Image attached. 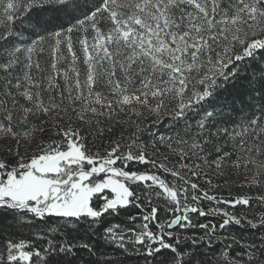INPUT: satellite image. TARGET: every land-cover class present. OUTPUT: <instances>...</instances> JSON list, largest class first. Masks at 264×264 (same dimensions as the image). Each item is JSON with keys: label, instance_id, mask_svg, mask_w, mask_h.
Here are the masks:
<instances>
[{"label": "snow or ice", "instance_id": "1", "mask_svg": "<svg viewBox=\"0 0 264 264\" xmlns=\"http://www.w3.org/2000/svg\"><path fill=\"white\" fill-rule=\"evenodd\" d=\"M165 118L169 134L144 139ZM9 138L0 215L52 238H6L0 264H78L99 247L116 256L103 264H264V0H0ZM204 167L253 194L210 195ZM121 214L131 226L111 224ZM230 226L249 238L221 250ZM82 228L95 244L61 239Z\"/></svg>", "mask_w": 264, "mask_h": 264}, {"label": "trees", "instance_id": "2", "mask_svg": "<svg viewBox=\"0 0 264 264\" xmlns=\"http://www.w3.org/2000/svg\"><path fill=\"white\" fill-rule=\"evenodd\" d=\"M46 59L47 57L42 58V64L45 63ZM80 67L83 68L82 65H80ZM246 83H247L246 81L237 82V89L243 90V86ZM65 127H67V124H65ZM166 134H169V124L167 123V120L165 118L164 120H162L161 123H158L151 128L150 134L145 133L144 139L150 140V136H159V135H166ZM43 138L45 139V142H47V139H48L47 136ZM8 146H15V141H12L9 138L7 143L0 145V154H2L4 152V149ZM163 150L164 149H162V151ZM231 171L233 170H226L225 175L220 176L217 174V172L214 169L204 167V172L207 174V178L211 179L212 186L206 184L204 177H199V178H194V179L198 180L201 187L207 189L210 195H217L218 197H221V198H226L229 192H231L233 196L240 195V194L252 195L253 193L248 192L247 189L239 187L244 177L230 175L229 172ZM248 175L250 176L251 174L249 173ZM224 180H227L229 182L228 186H224V183H223ZM215 185H221V186L217 188V187H214ZM201 203L204 206L205 210H207V207L210 205L211 202L204 200ZM220 207H223L229 211H236L239 209V206H237V209H229L225 205H220ZM132 211L133 213H135L139 210L133 209ZM253 211H264V208L253 209ZM108 219L111 222V224L122 223L124 226H131V222L126 220V217L124 214H121L119 218L109 217ZM221 219H222L221 216L212 215V214L208 216H204V217H197V220L200 223H210V224H218L221 221ZM37 225L40 229H45L46 231V227L43 224V222L37 221ZM50 226H56L55 220L50 222ZM150 227H152V225H150ZM37 230L38 229L36 227L21 226L17 222L13 221L11 218L0 215V251H3V245H4L6 238L13 239V240H19V239L31 240L34 242L33 246L35 248L43 249L44 247L47 246L46 239L52 238V234H47L45 239H38ZM180 231H185V230L181 229ZM185 234H189V233L185 232ZM222 235L223 237H227V239H224L222 243H220L219 247L221 248V250H223L224 244L231 243L232 236L236 237L238 241L241 240V237H243V240H247L249 238L248 232L246 229L237 228L235 226H230L229 229L226 232H223ZM73 237L76 238L74 242H78V243L88 242L89 239H91V241L94 244L96 242V237H91L90 234H86L83 228L81 229L79 233L72 232L66 237H61V239L67 238L71 240ZM233 247H235V245ZM217 255L219 256V253H217ZM77 256L81 258L78 264H95L96 261H100L101 264H103V261L107 258H113V259L116 258L115 253L111 251L108 247H99L98 251L96 252L94 256H89L87 250L80 249L77 252ZM121 259H125V258L121 257ZM39 260L40 258L34 257L35 264H39ZM125 264H145V261L139 257L132 256L125 260Z\"/></svg>", "mask_w": 264, "mask_h": 264}, {"label": "rangeland", "instance_id": "3", "mask_svg": "<svg viewBox=\"0 0 264 264\" xmlns=\"http://www.w3.org/2000/svg\"><path fill=\"white\" fill-rule=\"evenodd\" d=\"M3 144H5V141L0 139V145H3Z\"/></svg>", "mask_w": 264, "mask_h": 264}]
</instances>
